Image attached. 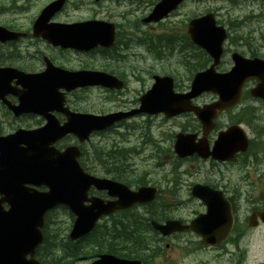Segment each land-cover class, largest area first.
Masks as SVG:
<instances>
[{"label": "water", "instance_id": "95a60500", "mask_svg": "<svg viewBox=\"0 0 264 264\" xmlns=\"http://www.w3.org/2000/svg\"><path fill=\"white\" fill-rule=\"evenodd\" d=\"M181 0H160L145 21H157L174 9ZM64 0H54L40 12L34 24V35L41 36L53 45L81 50L97 44L108 46L114 41L113 25L103 21H83L78 23H48L49 19L63 5ZM188 32L194 44L204 48L213 58L209 68L197 72L191 82L190 92L174 93L170 77H156L152 88L141 97L140 109L129 113H116L105 116L70 113L63 108V94L58 88L71 90L87 83L107 84L108 79H100L104 74H90V80L80 74L54 68L47 61L46 69L40 73L26 74L12 68H0V100L15 116L22 113H38L47 118V123L35 130L18 129L14 133L0 135V264H41L33 258L35 247L42 240L40 228L47 210L57 204H65L76 216L70 238L76 239L87 234L98 218L117 209L127 208L135 203L150 202L155 198L157 189L141 186L132 191L124 184L108 179H98L83 171L76 157L77 146H68L60 152L52 144L67 133H73L79 141L88 139L93 130L109 127L116 120L133 113L144 111L148 114L159 112L172 116L185 110H194L203 123L204 134L213 128V117L225 108L238 102L244 82L250 78L257 84L250 90L253 96L264 100V60L244 58L232 54L234 65L225 73H217L214 66L222 53V42L226 38L223 26L216 25L214 15L207 13L189 22ZM17 34L0 27V39L15 38ZM88 75V74H85ZM16 78L15 86L11 82ZM21 85L18 89L16 85ZM120 88L116 80L112 85ZM202 91L218 94V100L202 110L189 107L188 100ZM18 98L17 104L7 100L6 95ZM57 110L67 117L62 125L51 117L49 110ZM195 135L178 133L174 144L178 156L184 157L197 152L206 157L217 159L233 156L235 151L247 147L243 131L233 125L226 132H219L211 152L207 151L206 141L194 143ZM28 185H31L28 186ZM107 190L114 201L87 196L89 188ZM46 186V191L36 187ZM192 194L206 206V212L198 214L189 224L179 220H166L165 223L152 221V227L162 235L190 229L199 235L203 243L217 245L224 241L233 225V212L230 202L221 191L207 186L195 185ZM7 202L8 210L1 204ZM85 202H88L85 204ZM264 221V209L249 216V224H256V216ZM30 258L27 259L26 256ZM92 264H142L140 261L102 254Z\"/></svg>", "mask_w": 264, "mask_h": 264}, {"label": "rangeland", "instance_id": "374dc122", "mask_svg": "<svg viewBox=\"0 0 264 264\" xmlns=\"http://www.w3.org/2000/svg\"><path fill=\"white\" fill-rule=\"evenodd\" d=\"M50 0H0V24L20 31H29L31 21L38 14L40 9ZM139 7V11L125 15L131 9L130 3L126 0H102L91 2L89 0H68L65 7L55 16V21H78L88 18L108 20L119 25L118 30L121 35L126 36L128 49L119 50L124 46L119 44L110 53H97V59L82 57L74 51L52 48L40 38L28 37L18 42L12 47L0 49L3 63H14L23 67L27 71H40L43 63L39 62L38 52L41 51L47 56H53L56 65H61L67 69H78L85 63L87 67L94 69H104L118 77L124 79L126 87L119 92H107L101 87H86L76 90L67 96L68 105L78 111L91 113H108L116 110H125L136 107L135 100L147 90L152 82L153 74H163V71L173 70L180 81V90H187L189 86V76L177 64L176 57L173 59L163 58L156 60L155 56L149 52L147 42H138L142 39L131 37L133 34L132 24L138 23L144 14H147L153 7L151 2L145 0ZM206 7L217 8V19L225 27L231 28L230 36L245 35V40L235 44L229 38L224 43V48L228 49L223 54L220 71L228 70L231 65L230 52L242 51L248 56L251 52L264 58V0H201L187 4V10L196 12L202 11ZM185 8V7H184ZM181 8L179 12H184ZM124 13V14H122ZM171 20L173 18H170ZM235 19H240L239 27L235 29L230 23ZM168 19L163 25H143L139 23L138 30H146L149 35H156L157 32L165 29L171 21ZM237 30V32H236ZM52 48V49H51ZM16 51L21 56L18 59L8 61V52ZM121 52V54H120ZM11 57L10 59H12ZM110 58V61H107ZM252 84H249L248 89ZM247 93V92H246ZM213 100V95L205 93L196 99V103L203 104ZM249 107V109L247 108ZM247 109L256 113L253 122L258 126H264V104L261 100L244 95L242 102L224 116L217 119L222 124L225 121L234 120L233 115L239 109ZM241 115L238 116L239 119ZM39 120L36 117L14 118L11 114L6 115L1 109L0 133L13 131L16 127H34ZM185 126L188 131H198V124L191 116H177L176 118L164 119L161 115L145 116L143 114L124 121L123 124L110 131L93 134L89 142L84 144L87 148V162L91 170L89 172L96 176H107L104 163L109 162V171L114 172L117 163L122 171V176L132 179L141 170L145 171L144 180L146 184L157 185L161 189L162 200L168 202L166 206L168 212L177 218L188 220L196 213L203 212L202 203L189 194V187L194 181H210L225 189L229 196L234 197L237 219L241 229L240 235L234 243L231 241L219 247L203 246L198 236L185 231L177 237L171 238L165 251L155 257L152 264H264V225L257 229L246 226V218L253 207L264 206V133L254 126L242 123L248 137L252 140L251 150L232 163H206L201 159L187 158L178 159L173 151L174 133L180 131ZM216 137V131L211 134V138ZM75 143L74 138L62 141V145ZM111 150V157L107 151ZM127 150V151H126ZM90 151L93 154H90ZM117 167V166H116ZM132 188L136 185L130 184ZM224 187V188H223ZM174 195V198L169 196ZM160 198L155 202V208H159L162 201ZM145 207H137L127 211L124 215H116L112 218L102 219L100 224H109L112 220L130 219L131 213L145 214ZM72 216L63 208L52 211L49 215L47 234L49 241L54 238L60 240L59 244L66 242V235L69 231ZM54 232V233H52ZM56 236V237H55ZM52 239V240H51ZM237 243V245H236ZM57 245V246H60ZM61 247V246H60ZM52 250L55 253L60 251ZM47 246L41 251H46ZM49 251V252H52ZM242 253V254H241ZM66 258V257H65ZM66 264H90V260H80L79 258H66Z\"/></svg>", "mask_w": 264, "mask_h": 264}, {"label": "trees", "instance_id": "16d2710c", "mask_svg": "<svg viewBox=\"0 0 264 264\" xmlns=\"http://www.w3.org/2000/svg\"><path fill=\"white\" fill-rule=\"evenodd\" d=\"M182 42L184 45L191 47L192 44L190 43L187 36L182 38ZM152 46V45H150ZM155 50V49H154ZM201 54V52H199ZM183 62V60H182ZM195 70V69H194ZM5 113V110H3ZM127 151V150H126ZM108 153V157H111V150L105 152ZM113 165H115V170L112 172V176L114 178L122 177L123 171L119 165L115 162H111ZM106 166V170L109 171V162L104 163ZM117 166V167H116ZM144 174L145 171L138 174L133 180L135 182L144 183ZM122 179V178H119ZM132 179L125 181L130 182ZM159 198V197H158ZM156 203H150L145 208H147V212L144 214L140 213H131V218L123 220H113L111 223L108 224H101L97 225L96 228L86 237L82 238V240L76 241L73 244H76L77 247H71L70 243L66 241L64 245H60V240H56L54 238L51 241H49L47 232L45 241L43 242V245L47 249L44 253L42 252V256L45 257L47 260H49L52 264H66L64 263V259L66 258H76L78 255L82 254H94V253H100V252H110L119 256H125V257H140L141 259L145 260L148 258L149 254H154L157 252V250H149L148 252H143L139 250H134L132 248H126L122 247L123 244L127 245L130 241L131 247L136 246H142V247H153L158 248V246L155 243H147L144 241H141V239L147 238V239H156L158 237L157 233L152 231L149 221L150 220H156V221H164L170 217H172V214L168 212V209L166 206L168 205V202L162 200L159 208L157 209V206L155 208ZM54 233V232H52ZM56 237V236H55ZM117 238H126L123 239V241L118 242V245H115L113 240L115 241ZM84 242V247L80 246V243ZM42 245V246H43ZM60 245V246H57ZM119 245L121 247H119ZM58 253H55V251H52L53 249L56 251L59 250ZM86 247V248H85ZM52 251V252H49ZM152 254V255H153ZM66 257V258H65Z\"/></svg>", "mask_w": 264, "mask_h": 264}, {"label": "flooded vegetation", "instance_id": "af4514ba", "mask_svg": "<svg viewBox=\"0 0 264 264\" xmlns=\"http://www.w3.org/2000/svg\"><path fill=\"white\" fill-rule=\"evenodd\" d=\"M89 1H91V2H95V1H92V0H89ZM124 1H126V0H124ZM129 3H130V6L129 7H131V9H129L128 11H127V13H125V15H131V14H134V13H136V12H138L139 11V7H140V5L142 4V3H146L145 2V0H127ZM147 1H149V2H151V5H155L159 0H147ZM198 1H201V0H182V2L180 3V4H178L177 5V7L166 17V18H164V19H161V20H159V21H156V22H149V21H145V19L147 18V16H148V14L150 13V11L152 10V8L150 9V11L147 13V14H144V15H142L141 17H138V19H140V21H139V23L141 24H143V25H163V22L165 21V20H167L168 21V19L169 20H171L170 18H173L169 23H168V25H166V26H164L165 27V29H163L162 31H160V32H157L156 33V35H165V36H170V37H183V36H188V33H187V28H188V22L190 21V20H192L193 18H195V17H199V16H202V15H204V14H206V13H208V12H210L211 10H213L215 13H216V11H217V8H212V7H206V8H204L202 11H199V12H196V11H194V10H187V4L188 3H192V2H198ZM232 1H234V0H232ZM97 2H100V1H97ZM97 2H95V3H97ZM185 7V8H184ZM181 8H184V12H179V10L181 9ZM122 14H124V13H122ZM89 19H96V18H88V19H84V20H89ZM78 21H83V20H78ZM60 22H66V23H70V22H75V21H60ZM112 23H114V22H112ZM139 23H138V21L136 20L135 21V25L134 24H132V26H130L131 28H132V31H133V34L134 35H139V36H142V35H146V34H148L147 33V31L146 30H144V31H140V30H138V32H137V28H139ZM115 24V26H116V36H117V32H119V30H118V27H119V25H117L116 23H114ZM123 45V43L121 42L120 43V46H122ZM48 46H50V47H52V48H58L59 50H64V49H62V48H60V47H53V46H51V45H49L48 44ZM51 48V49H52ZM116 47H109V48H104V47H99V46H97V47H95V48H92V49H89V50H87V51H78V50H74V49H70L71 51H74V52H76L77 54H79L80 56H82V57H89V58H92V59H97V53L98 52H101V54H105V53H109V52H111L112 50H114ZM0 49H2V47H1V44H0ZM226 51H224L223 53H225ZM191 54H192V57L194 58V59H196L197 60V63L198 64H205V63H209L210 62V57L208 56V54L207 53H205L204 51H202V53L200 54V53H198L199 55H196L195 57H194V52H191ZM13 57L12 59H10L11 57ZM10 57V58H9ZM21 56L19 55V53H16V54H10V55H7V57L6 58H9L8 59V61H11V60H14V59H18V58H20ZM37 58H39V62H42L43 63V68L45 67V59L47 58V59H49L53 64H55V59L56 58H54L53 56H47L46 54H43L41 51H39L38 52V57ZM3 61L4 60H2V58H0V65L1 66H14V67H16V68H18V69H20V70H25L23 67H20V66H18V65H13L14 63H8V64H6V63H3ZM107 61H110V58H107ZM56 65V64H55ZM58 66H61V65H58ZM62 67V66H61ZM78 69H94V68H91V67H87L86 66V64L85 63H83L81 66H80V68H78ZM98 70H104V69H98ZM27 71V70H26ZM104 71H106V70H104ZM31 72H35V71H31ZM38 72V71H37ZM107 72H109V71H107ZM124 80V79H123ZM252 85L254 84V83H251ZM12 100L13 101H16V98L15 97H13L12 96ZM214 99V98H213ZM235 108V107H234ZM232 110H233V108H232ZM232 110H228V111H224V112H222L219 116H218V118L219 117H221V116H224L225 114H227V113H231V111ZM239 111H236V113L233 115V118H234V120H230L229 122H227V121H225V123L224 124H222L220 121L217 123V126L215 127V129L213 130V131H211L210 133H208V136H207V139H209V142L212 144V142H213V140L214 139H212L211 138V134L213 133V132H215L216 131V136L218 135V133H219V131H225V130H227L228 129V127L230 126V125H232V124H234V123H237L238 122V116H237V113H238ZM56 115H57V117L59 118V119H61V120H63V116L61 115V114H59V113H56ZM187 116H191V115H187ZM254 116H256V113L253 115V117ZM192 118H193V116H191ZM0 118H1V102H0ZM37 118H39V117H37ZM193 120H195L194 118H193ZM197 122V121H196ZM241 122H245L244 120H241ZM255 123V122H254ZM197 124H198V131H188L186 128H184L185 126H183L182 128H181V130H184L185 132H189V133H196L197 134V136L198 137H200L201 136V127H200V125H199V123L197 122ZM39 124H37V126H38ZM121 125V124H120ZM251 126H254L255 127V125H251ZM252 140H248V142H247V144H248V147H247V149H246V151H243V152H241V151H235L234 152V154H233V157L231 158V159H227V160H224V161H218V160H214V159H212V158H206V159H201V158H199V157H197L196 156V154H193V155H191V156H189V157H187V158H195V159H201L200 161H203V162H206V163H216V164H222V163H232V162H235V161H237V160H239L241 157H243L244 155H246L250 150H251V148H252ZM187 158H184V159H187ZM194 182H200V183H202V184H205V185H209V186H211L212 188H216V189H221V188H219V185L217 184V183H215V182H210V181H194ZM194 182H192L191 183V185L190 186H192V184L194 183ZM134 185H136L137 186V183H135ZM131 186V185H130ZM134 187L133 189H136L137 187ZM131 188H132V186H131ZM190 188V187H189ZM224 188V187H223ZM221 190H223V189H221ZM224 191H225V189H224ZM225 193H226V191H225ZM100 196H105V195H103V194H100ZM229 197V196H228ZM234 211H235V213H236V210L234 209ZM113 216H115V215H111L110 217H106V219L107 218H112ZM105 219V218H104ZM179 235V233H175V234H173V238H175V237H177ZM123 239L124 238H117L115 241L113 240V242H114V244L115 245H118V242H120V241H123ZM122 258H126L125 256H122ZM241 264H243L242 262H241Z\"/></svg>", "mask_w": 264, "mask_h": 264}]
</instances>
